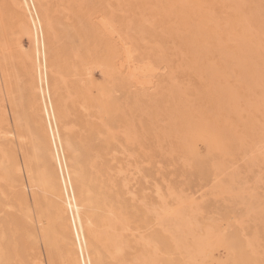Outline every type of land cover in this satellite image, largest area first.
Wrapping results in <instances>:
<instances>
[{"label":"rangeland","instance_id":"374dc122","mask_svg":"<svg viewBox=\"0 0 264 264\" xmlns=\"http://www.w3.org/2000/svg\"><path fill=\"white\" fill-rule=\"evenodd\" d=\"M171 1L50 0L56 29L54 46L60 54L56 96L64 102L66 120L70 126L74 125V132L93 147L90 169L99 180V189L110 194L113 206L123 209L121 215L129 218L128 232L124 230L129 239V247H125L129 263L142 248L139 233L160 232L169 236L168 231L156 224L159 220L154 209L159 210L167 203L169 207L181 206L175 202L178 200L175 194L188 196V200L192 198L201 205L197 215L201 224L221 225L224 232L235 233L240 238L254 236L255 243L258 241L257 256H262L264 261V0H184L192 8L188 9L192 28L208 31V37L200 34V39L207 41L198 39L197 44L187 39L185 33L189 29L176 21L175 14H168L165 7L177 2ZM16 8L10 0H0V25L7 28L4 35L14 55L19 54L15 42L21 38L26 46L29 42L18 30ZM162 14H165L164 21ZM206 17L208 20L201 21ZM103 19L112 22L116 30L112 37L99 26ZM118 38L125 39L137 60L154 65L149 73L152 83L134 79L119 66L123 49L118 45ZM201 54L205 64H201L202 71L210 63L209 67L224 66L230 73L227 79L223 77L224 83L223 78L217 83L224 89L227 80L225 85L233 88L229 90L240 96L234 97L235 105H231L234 100L230 102L231 110L222 115L211 112L214 106L203 93L206 89L203 90L200 82H208V77L202 71L201 75L192 71L191 59H199ZM21 59L14 58L11 65L15 68L13 73L17 70L21 73L19 79L23 82ZM217 60H221L219 64ZM194 72L204 76L200 77L203 81H197ZM235 83L238 86L243 83L248 88L241 85L238 89ZM244 92L250 95L245 96ZM127 128L131 130V138L126 135ZM201 129H205L201 131L203 137L190 145L192 134ZM214 133L220 137L217 144H214ZM203 138L212 143H205ZM0 141L2 147L1 137ZM126 181L128 184L124 185ZM1 188L2 179L0 200ZM249 204L253 210L247 209ZM1 211L2 208L0 223ZM147 224H152L154 229L149 231L151 225L148 228ZM133 229H140L135 237ZM168 247V260L182 264L185 253L173 244ZM223 248L215 251L214 256L218 259L220 256L216 264H224L225 260L230 264L229 251Z\"/></svg>","mask_w":264,"mask_h":264},{"label":"bare ground","instance_id":"6f19581e","mask_svg":"<svg viewBox=\"0 0 264 264\" xmlns=\"http://www.w3.org/2000/svg\"><path fill=\"white\" fill-rule=\"evenodd\" d=\"M170 2L172 1L170 0ZM10 3L17 7L15 12L18 26H16L20 33L29 39V42L26 46L22 38L20 41L17 40L18 43L15 42V44L18 46L16 49L19 54L14 55L11 51L12 45L8 44L4 35L7 28L0 25V137L2 138V147H0V179H2L0 264H173L171 260H168L170 259L168 256L170 244L178 248V251L182 250L185 253H183L182 264H216L220 261V256L219 259L216 258L215 251L222 247H224L223 250L229 251L230 264H264L262 256L260 258L257 256L259 252L256 250V243L258 241L255 243L254 236L240 238V235L237 236L235 233L224 232L220 228L221 225L201 224L202 222L197 218L202 208L201 205L192 201V198L188 200V196H181L182 194H175L176 196L172 194L178 199L175 202H179L181 206L178 205L179 207L175 208L174 205L172 207L170 205L169 207L166 202L167 204L162 205L159 210L154 209L156 213L153 212L159 220V223L156 224H160L159 226L163 227L162 229L166 233L168 231L169 236L160 232L151 235L139 233L143 235L139 237L141 240L143 239L142 248L129 263L125 257V247L129 245V239L124 234V230L128 232L127 226H130L127 222L129 218L127 220V215L122 216V207V210H119L113 206L114 202L110 194L109 196L99 189V180L91 171L93 155L91 156L90 152L93 147H89L90 145L84 143L81 137L74 132V127H72L74 125L70 126L71 123L69 124L66 120L65 104L62 100L59 101L56 96L60 54L54 46L56 29L51 2L50 0H10ZM173 3L169 4V8L166 5L164 7L168 9V14H175L176 21L180 25L186 30L189 29V33H185V35L192 44L193 42L197 44L198 39L201 38V32L208 37L207 30L192 28L188 14V9L192 10V8H189L184 0H177L176 4ZM189 13H191L190 10ZM164 15H161L162 20ZM201 16L204 17V14ZM205 20L208 18L201 19V21ZM99 26L106 30L107 33H105L109 37H112L116 31L108 19H103ZM179 31L182 32L183 29L179 28ZM118 40H120L118 45H121L123 49L122 61L119 62V66L124 68L123 70L127 71L134 79L142 80V83L143 81L152 83L153 80L149 79L151 75L149 73L154 70V65H151V62L144 63V61L137 60L125 39L118 38ZM201 47H203L202 44ZM220 47L217 48L220 50ZM208 54H206L207 57ZM202 56L201 54L200 62L198 58H190L191 68L194 69L192 71H198V73L202 71L201 64L205 65L204 60H201L204 59ZM16 57L22 58L20 65L24 75L23 82L20 81L21 73L18 70L12 72L15 68L11 62ZM25 59L29 60L26 62ZM217 61L219 64L221 60ZM237 62L240 63L239 58ZM209 65L202 71L209 81L200 82L204 86V88L203 86L200 88L206 89L203 93L206 95L207 101L213 104L210 105L214 106L212 109L215 110L211 112L222 115L223 112L231 110L229 103L234 100L235 102L231 104L234 106L237 100L234 99L235 93L231 92L233 88L231 89L228 84L225 85L227 80L223 84L224 89L219 84V79L223 77L227 79V73L230 72L226 71L227 68L224 66L222 68L217 65L209 67ZM242 68L240 67V70ZM196 72H194V76L196 75L195 78H198L197 81H203L201 79L204 76H200V79L195 74ZM237 78L239 77L237 76ZM225 79L223 78L222 81ZM235 85L237 84L235 83ZM241 85L243 88H248L243 86V83ZM240 92L242 93L241 90ZM247 92H244L245 96L248 95ZM237 97L240 98V96ZM203 101L201 102L203 103ZM204 130H197L193 133L189 144L195 145V141L203 137L201 131L204 132ZM126 133L127 137H132L130 128H127ZM214 137L216 138L214 144H217L220 137L217 133H214ZM204 140L207 144L208 142L212 143V141ZM110 178L111 183L112 177ZM101 184L102 187L103 183L101 182ZM126 184H128L127 181L124 185ZM228 189L230 188L228 187ZM164 201L167 200L164 199ZM247 209L253 210L252 205L249 204ZM212 223L214 222L212 221ZM150 225L151 228H149ZM150 225H148L149 231L154 229V226ZM140 229H133L132 236ZM129 230L132 231V228ZM226 258L228 257L226 256ZM227 261L225 260L224 264Z\"/></svg>","mask_w":264,"mask_h":264}]
</instances>
